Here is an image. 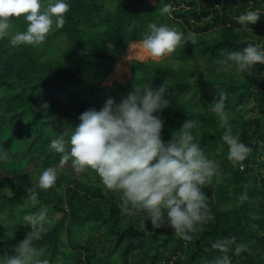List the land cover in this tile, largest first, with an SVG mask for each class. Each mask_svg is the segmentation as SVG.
<instances>
[{"label": "trees", "instance_id": "trees-1", "mask_svg": "<svg viewBox=\"0 0 264 264\" xmlns=\"http://www.w3.org/2000/svg\"><path fill=\"white\" fill-rule=\"evenodd\" d=\"M68 2L64 26L53 25L43 44L13 47L9 38L0 39V149L7 160L16 157L15 166L27 175L3 173L6 161H0V190L7 193L0 194V220L9 221L0 234V256L16 255L14 249L31 231L23 217L44 208L50 223L33 246L44 249L48 264H215L222 254L210 245L225 237L244 246L226 253L231 264H264V65L238 75L220 64L223 53L247 43L264 46V0ZM164 4L171 5L170 14L163 13ZM247 10L259 11V19L251 29H241L235 17ZM150 23L185 36L194 33L195 43H182L158 60L128 62V43L142 39ZM26 27L23 17L13 18L10 32ZM202 61L215 64L209 77ZM146 84L154 90L166 85L169 107L158 114L164 121L161 139L167 143L183 122L196 120L195 142L218 163L211 183L201 188L208 219L195 226L192 240L171 228L153 230L150 221L139 227L145 213L126 215L122 193L106 191L90 169L77 173L70 162L61 167L60 154L50 148L64 129L71 133L80 114L99 110L109 98L119 103ZM218 92L226 96L225 112L238 116L228 124L233 134L250 149L238 163L228 159L216 115L198 108L203 93L214 103ZM250 99L259 116L246 126ZM48 167L58 169L56 184L40 190L38 176Z\"/></svg>", "mask_w": 264, "mask_h": 264}, {"label": "clouds", "instance_id": "clouds-1", "mask_svg": "<svg viewBox=\"0 0 264 264\" xmlns=\"http://www.w3.org/2000/svg\"><path fill=\"white\" fill-rule=\"evenodd\" d=\"M68 0H0V39L9 38L13 47L38 46L45 42L55 25L62 28L65 14L69 11ZM170 4H164L163 13L170 14ZM259 11L247 10L235 22L241 29H251L259 19ZM23 17L27 27L23 32L12 34L11 21ZM148 32L139 41L128 43L125 59L130 63L139 59L158 60L174 52L182 43H195L194 33L185 36L173 27L150 23ZM226 60L220 61L224 70L243 74L256 65H264V46L247 43L242 50L223 53ZM166 85L153 89L149 84L135 89L119 103L112 98L96 110L89 109L78 117L79 123L70 134L59 135L50 141V148L60 154V166L71 163L77 173L86 169L95 172L106 191L123 194L126 215L145 213L139 218V227H146L150 221L153 230L171 228L183 240H192L191 233L197 224L204 223L206 196L201 188L211 183L216 175L214 161L208 159L198 143L194 130L199 122L187 119L172 132V138L165 143L161 139L164 121L158 115L169 107L164 98ZM226 96L218 92L209 110L216 115L219 126L224 129L222 140L228 146V159L238 163L246 159L250 149L233 134L225 112ZM8 153L0 149V161ZM58 178V169L48 167L38 176L36 187L40 190L52 188ZM31 199H36L32 189ZM0 194H7L0 190ZM25 224L31 228L14 249L15 256H0V264H48L44 249L36 248L33 242L41 239L49 224L48 210L41 208L37 214L25 215ZM236 253L244 250L235 237H225L211 243L212 250L222 255L215 264H231L226 254L233 248Z\"/></svg>", "mask_w": 264, "mask_h": 264}, {"label": "rangeland", "instance_id": "rangeland-1", "mask_svg": "<svg viewBox=\"0 0 264 264\" xmlns=\"http://www.w3.org/2000/svg\"><path fill=\"white\" fill-rule=\"evenodd\" d=\"M201 65L203 67V70H204V74L206 77H209V75L213 72V70L215 69V64H211V63H207L205 61H202L201 62ZM203 102L201 103V101L199 100L198 102V108H204V109H209V105L212 104V102L209 100V98L207 97L206 93H203ZM247 114L245 115L244 117V122H245V125L246 126H253L254 122L256 121V119L258 118L259 116V112H258V109H257V106L255 105L254 103V100L253 99H250L248 101V104H247ZM227 114V117H228V124L230 123V121L232 119H235L237 118L238 116L232 112H226ZM67 129H64L62 131L61 134L59 135H65L67 137ZM6 163L5 165L3 166V173L5 174H9L11 176L13 175H18L19 178H26L27 175H25L24 173H22V171H20V168L19 167H16L15 166V162H16V157H14L12 160H5ZM215 165L218 167V163L216 162ZM11 166L14 168L12 169ZM17 170V171H15ZM2 208H1V203H0V213L2 212ZM60 216L59 213H55L54 214V218H58ZM9 223L8 219L7 218H4L2 217V219L0 220V234H1V231L2 230H6L8 228L7 227V224Z\"/></svg>", "mask_w": 264, "mask_h": 264}]
</instances>
